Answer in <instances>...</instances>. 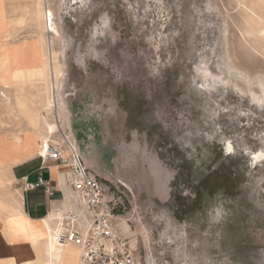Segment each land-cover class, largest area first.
<instances>
[{
    "label": "rangeland",
    "instance_id": "374dc122",
    "mask_svg": "<svg viewBox=\"0 0 264 264\" xmlns=\"http://www.w3.org/2000/svg\"><path fill=\"white\" fill-rule=\"evenodd\" d=\"M3 6L14 21L0 56L6 46L13 69L33 67L16 81L0 69V140L14 160L19 138L35 134L38 155L44 137L70 138L142 264H264V6L45 0L56 34L37 0ZM51 51L62 73L46 109L39 67ZM19 92L41 112L37 125Z\"/></svg>",
    "mask_w": 264,
    "mask_h": 264
},
{
    "label": "crops",
    "instance_id": "0c3cea01",
    "mask_svg": "<svg viewBox=\"0 0 264 264\" xmlns=\"http://www.w3.org/2000/svg\"><path fill=\"white\" fill-rule=\"evenodd\" d=\"M6 14L7 10L3 6V0H0V34L6 33V29L14 21ZM21 20L22 16H19L15 21ZM6 35L1 38H5ZM3 60L0 56V69H4V79L11 81V68L8 71L6 65L2 66ZM1 142L0 140V158H2L0 163L9 167L4 171V184L0 185V264H23L28 260L31 261V264H39L38 252L34 248L35 245L38 246L39 244L44 255H46L45 242L50 235L49 228L45 226L46 219L56 214L51 220V227L61 229L56 224L55 219L63 218L70 208H77L79 205L78 198L76 200L73 197L72 190L66 184L70 175L68 168L56 162L44 163L41 158L43 154H36L35 148L38 147L39 142H36L31 151L21 150V156L16 157L15 160L13 159L12 147L2 145ZM40 176L51 181L52 190L46 191L43 185L30 189L25 187L27 182L37 183ZM15 182L19 184V187H16L17 191L13 190V185L17 184ZM14 196L18 197L16 203L13 201ZM13 209L14 212H12ZM12 217L16 219L14 223L20 229L19 234H16L12 228L14 224ZM34 234L39 240V243L37 242L35 245L31 239ZM17 237L19 240L14 241ZM30 245L34 252L30 249ZM68 247L77 249L79 264V248L76 246Z\"/></svg>",
    "mask_w": 264,
    "mask_h": 264
},
{
    "label": "built area",
    "instance_id": "2783aa9c",
    "mask_svg": "<svg viewBox=\"0 0 264 264\" xmlns=\"http://www.w3.org/2000/svg\"><path fill=\"white\" fill-rule=\"evenodd\" d=\"M58 145H50L47 155L41 156L42 161H56L68 168L70 175L66 184L84 208V214L73 207L62 219H55L61 226L58 242L61 245L78 244L82 250L80 264H142L135 250L115 227L102 180L88 169L70 138L66 137L63 144ZM67 149L68 155L65 154ZM39 185H43L46 191L53 188L51 181L42 176L37 183L27 182L25 187L30 189Z\"/></svg>",
    "mask_w": 264,
    "mask_h": 264
},
{
    "label": "bare ground",
    "instance_id": "6f19581e",
    "mask_svg": "<svg viewBox=\"0 0 264 264\" xmlns=\"http://www.w3.org/2000/svg\"><path fill=\"white\" fill-rule=\"evenodd\" d=\"M42 1V2H41ZM44 1L45 0H37L39 9L37 12V17L41 20L43 19L45 21V27L47 29H50L53 34L58 33L59 30H57V26L54 20V14L51 9H47L44 11ZM260 5L264 6V0H257ZM252 9V8H251ZM254 13H257L256 10H251ZM256 15V14H255ZM258 16V15H257ZM3 51L6 52V46L3 48ZM45 53V52H43ZM44 57L46 60L43 62V66L39 67V70L41 72L40 76H45L47 73L48 79L44 86V106L46 109H50L51 106H53V97H54V89L56 88V84H58V80L60 78V75L62 73L60 62L58 61L57 53L55 51H51V53L45 54ZM4 63L2 66L6 65L8 68V71L11 68V74H12V80H23L26 78H32V69L33 67H17L12 68L13 64L16 62V57H13L10 55V53L6 52L4 53ZM2 62V61H1ZM19 62V61H18ZM22 65V64H21ZM52 75V77H51ZM47 78V77H46ZM6 85V84H5ZM18 104L21 108V110L24 112V114L30 119V121L34 124H38L40 119V114H38V111L32 102V100L25 95L22 92L18 93ZM43 106V107H44ZM45 117V116H44ZM43 117V118H44ZM42 122V121H41ZM48 131L53 132V125L48 124ZM36 130V128H35ZM40 130H38L39 132ZM41 134V133H40ZM16 136V135H15ZM36 135L34 134L33 137L30 138H19L18 143L15 145V149L17 150H24V151H30L33 149V147L36 144ZM43 148H42V154L41 156H46L49 152L50 144L48 142V139L46 137L43 138ZM232 148V147H230ZM66 154V153H65ZM262 157V153L255 154V159L260 160ZM79 205L76 208V210L80 214H84V208L80 205V200L78 199ZM20 214V213H19ZM59 214V213H58ZM16 215V214H14ZM61 215V214H60ZM56 216V214L51 215L48 219L45 221V226L49 228L50 235L48 236L46 242H45V254L41 248V246L38 244L35 245V243H39V240L36 238V234L32 236L33 244L35 245V248L38 252L39 256V264H78V252L77 249L74 247H68V246H76L80 250V260L79 264L81 262V254L82 250L81 247L78 244L71 243L68 245H61L58 240L57 236L60 232L59 228H53L51 227V220ZM62 219V218H61ZM13 223L15 222V217H12ZM61 227V226H60ZM13 230L17 233H19L20 229L16 226V223L13 224ZM19 238H15L14 241H18ZM38 258V257H37ZM36 258V259H37ZM38 261V260H37ZM34 262V261H33ZM23 264H31V261L28 260L27 262H23Z\"/></svg>",
    "mask_w": 264,
    "mask_h": 264
}]
</instances>
